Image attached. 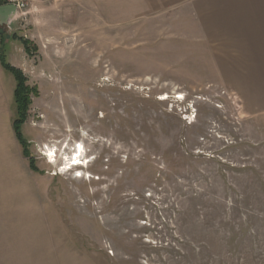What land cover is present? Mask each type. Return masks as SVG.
I'll use <instances>...</instances> for the list:
<instances>
[{"label":"rangeland","instance_id":"1","mask_svg":"<svg viewBox=\"0 0 264 264\" xmlns=\"http://www.w3.org/2000/svg\"><path fill=\"white\" fill-rule=\"evenodd\" d=\"M0 32L29 90L24 147L1 67L0 264H264V0H27Z\"/></svg>","mask_w":264,"mask_h":264},{"label":"trees","instance_id":"2","mask_svg":"<svg viewBox=\"0 0 264 264\" xmlns=\"http://www.w3.org/2000/svg\"><path fill=\"white\" fill-rule=\"evenodd\" d=\"M4 4H7V1L6 0H0V5H4ZM13 38L15 39L16 37L13 36ZM4 41H5V38H4V35L2 34L1 35V45L4 44ZM0 60H1L2 66L6 70L13 73L15 78L18 81L17 86L15 88V92H14V97H15V102L17 105V112H18V117L14 121V129H15L16 136H17L18 140L25 147L26 142L23 138L21 128H22V125L26 119L27 109L29 106V99H28V91L29 90H28V86H25V80L26 79H25V76L23 75L22 71L19 68L8 63V61L6 60V56H5L4 52H1ZM25 154H28L26 149H25ZM30 164H31V167L34 168L33 159H31Z\"/></svg>","mask_w":264,"mask_h":264},{"label":"water","instance_id":"3","mask_svg":"<svg viewBox=\"0 0 264 264\" xmlns=\"http://www.w3.org/2000/svg\"><path fill=\"white\" fill-rule=\"evenodd\" d=\"M16 13L17 10L15 5L12 4L0 5V17L2 19L1 23L10 25Z\"/></svg>","mask_w":264,"mask_h":264},{"label":"bare ground","instance_id":"4","mask_svg":"<svg viewBox=\"0 0 264 264\" xmlns=\"http://www.w3.org/2000/svg\"><path fill=\"white\" fill-rule=\"evenodd\" d=\"M78 145L79 144H77L76 147H75L76 148V152H78L79 155L81 154V156H82L83 155V150H82L83 146H82V144H80L79 146ZM55 156H56L55 149H52V148L48 149V148H46V158H47V160L50 163H52L55 160ZM76 157L78 158L79 156H76ZM80 159H81V157H80Z\"/></svg>","mask_w":264,"mask_h":264},{"label":"built area","instance_id":"5","mask_svg":"<svg viewBox=\"0 0 264 264\" xmlns=\"http://www.w3.org/2000/svg\"><path fill=\"white\" fill-rule=\"evenodd\" d=\"M6 1L7 4L15 5L18 14L23 13L27 7V0H6Z\"/></svg>","mask_w":264,"mask_h":264},{"label":"crops","instance_id":"6","mask_svg":"<svg viewBox=\"0 0 264 264\" xmlns=\"http://www.w3.org/2000/svg\"><path fill=\"white\" fill-rule=\"evenodd\" d=\"M1 17H0V25H5V24H2L1 23ZM1 35H2V33L0 32V55H1V52H4L5 53V55H6V53H7V50L6 49H4V46L6 45V44H9V49H11V43L12 42H16L17 40H15L14 38H12V37H10L9 39H7V40H5L4 41V44L3 45H1ZM4 35V34H3ZM7 41H9V43L7 42ZM1 47H2V50H1ZM12 50V49H11ZM11 58V57H10ZM11 61V60H10ZM1 64V63H0ZM4 68L3 66H0V73H3V69L2 68ZM5 69V68H4ZM10 72V71H9ZM11 73V72H10ZM13 76H14V74L13 73H11ZM14 78H15V76H14Z\"/></svg>","mask_w":264,"mask_h":264}]
</instances>
